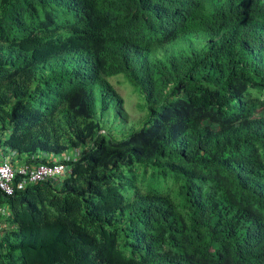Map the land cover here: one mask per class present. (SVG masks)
Here are the masks:
<instances>
[{"label": "trees", "instance_id": "1", "mask_svg": "<svg viewBox=\"0 0 264 264\" xmlns=\"http://www.w3.org/2000/svg\"><path fill=\"white\" fill-rule=\"evenodd\" d=\"M0 153V264H264V0H0Z\"/></svg>", "mask_w": 264, "mask_h": 264}, {"label": "built area", "instance_id": "2", "mask_svg": "<svg viewBox=\"0 0 264 264\" xmlns=\"http://www.w3.org/2000/svg\"><path fill=\"white\" fill-rule=\"evenodd\" d=\"M66 160L69 159L66 158ZM69 172L70 169L58 161L50 165L13 167L8 158L0 157V192L11 196L15 190H21L27 183L60 178L68 175ZM6 216H8V209L5 205L0 204V235L5 227L1 219Z\"/></svg>", "mask_w": 264, "mask_h": 264}, {"label": "rangeland", "instance_id": "3", "mask_svg": "<svg viewBox=\"0 0 264 264\" xmlns=\"http://www.w3.org/2000/svg\"><path fill=\"white\" fill-rule=\"evenodd\" d=\"M167 47L172 51H178L182 46L176 40ZM111 83L119 95L124 99V108L129 116V119H136L141 116V111L137 108V94L123 75L111 78Z\"/></svg>", "mask_w": 264, "mask_h": 264}, {"label": "clouds", "instance_id": "4", "mask_svg": "<svg viewBox=\"0 0 264 264\" xmlns=\"http://www.w3.org/2000/svg\"><path fill=\"white\" fill-rule=\"evenodd\" d=\"M74 153L73 154H71V155H68L67 153H65V154H63L61 157H57V158H53V160L49 163V164H40V165H50V164H52V163H54L55 161H58V162H60V163H62V164H64V165H66L68 168H69V165H67V163L69 162V161H71V160H74L75 158H74ZM0 157H3V158H8L9 159V161L11 162V165L13 166V167H17V166H19V165H24V164H19V163H16L15 165L13 164V162H12V158L14 157V155L12 154V155H7V154H3V153H0ZM66 158H68L69 160H66ZM38 166V165H37ZM70 169V168H69ZM70 173V172H69ZM67 175H65V176H63V177H60V178H65ZM28 184V183H27ZM6 196V195H5ZM0 204L1 205H5L6 206V204H4V203H2V202H0ZM7 207V206H6ZM7 209H8V207H7ZM9 217H10V215H9V210H8V216H6V217H2V223L5 225V227H4V229L2 230V232H1V235H0V238H1V236H2V233H3V231L8 227V223H7V221H8V219H9Z\"/></svg>", "mask_w": 264, "mask_h": 264}]
</instances>
